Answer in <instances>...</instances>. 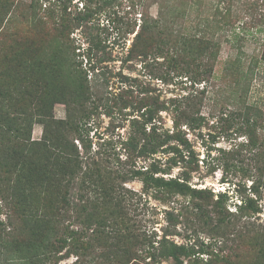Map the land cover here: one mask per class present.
<instances>
[{
  "label": "trees",
  "instance_id": "trees-1",
  "mask_svg": "<svg viewBox=\"0 0 264 264\" xmlns=\"http://www.w3.org/2000/svg\"><path fill=\"white\" fill-rule=\"evenodd\" d=\"M44 1L49 3L45 8L32 0L29 34L10 40L2 32L6 5L0 8V264H60L71 257L76 258L73 264H184L193 250L171 240L170 227L158 238L133 222L135 205L147 195L178 204V215L166 212L173 227L183 210H198L221 239L217 262L238 264L234 237L264 214V104L249 102L255 71L264 63V43L248 67L246 59H231L222 72L220 91H230L233 109L222 111L219 121L228 125H210L202 110L216 78L223 38L241 18L234 19L235 13L253 16L264 3L219 0L212 18L200 23L205 28L199 24L195 31L178 28L176 20L165 25L162 15L144 18L137 30L129 27L126 34H136L125 62L149 55L151 49L169 64L170 73L160 80L187 78V94L163 99L122 73L117 75L121 88L111 95V74L104 64L112 55L98 35L87 31L96 11L89 4L71 11L67 0ZM76 30L87 46L77 44ZM57 105L65 107L64 119L56 118ZM102 107L108 117L119 114L129 122L119 141L124 159L103 138L94 148L90 123ZM163 112L171 116V129L164 127ZM37 124L43 130L35 140ZM204 128L216 131L208 133L213 144L221 137L230 140V149L209 146L201 160L187 132L199 131L203 138ZM158 156L166 158L164 163ZM137 160L149 163L137 168ZM200 163L207 168L205 177L221 170L254 178L251 196H242L237 210L230 211L227 193L215 195L191 184ZM176 167L181 173L173 176ZM135 179L143 182L140 195L126 188ZM248 231L254 233L252 264H264V227Z\"/></svg>",
  "mask_w": 264,
  "mask_h": 264
},
{
  "label": "rangeland",
  "instance_id": "rangeland-1",
  "mask_svg": "<svg viewBox=\"0 0 264 264\" xmlns=\"http://www.w3.org/2000/svg\"><path fill=\"white\" fill-rule=\"evenodd\" d=\"M70 5V10H81L86 4L93 8L96 13L92 22L89 24L87 31L92 35H98L100 39L105 42L107 46V52L112 55L113 60L105 63L104 67H107V71L110 72V87L108 92L115 94L119 92L121 88V82L117 78L118 74H123L129 79L140 81L143 87L152 89L154 96L161 95L164 98H172L179 95H185L188 90L184 89L189 86L185 84L187 78L176 77L173 82H165L160 80V75H165V72L170 73L169 64L164 58H156L151 49L147 52L149 55L136 56L132 61H126L125 58L128 53V49L131 47V43L135 34H126L129 27L135 25L136 30L142 23L143 19H158L162 15V21L171 24L173 20H176V26L178 28H184L186 30L195 31L196 27L200 23H204L207 17L212 18L215 13L216 5L219 0H67ZM259 3H264V0H256ZM41 5L45 8L48 2L40 0ZM2 5H6L5 9L7 17L3 24V31L7 32V40L13 37L22 38L29 34L32 26L30 25L29 12L33 9L32 0H0V8ZM32 6V7H31ZM239 13V12H238ZM235 13L234 19L240 16L239 22L222 34L224 40L222 42L221 53L218 58L216 66V78L214 84L210 85L206 96L205 105L203 107V114L210 119V125L219 127V123L228 125L227 121H219L222 111L229 112L233 109V105L230 103V91L221 93L220 88L225 85L221 80L222 72L229 60H235L242 58L248 67L249 60L254 57L260 56L262 43H264V9L256 10L253 12V16L245 17L244 13ZM167 25V24H165ZM231 27V26H230ZM200 28H205L203 24H200ZM188 31V32H189ZM73 38L76 39L78 45L87 46L84 44V35L79 30H76L73 34ZM86 63V60H84ZM256 77L252 83L250 91L249 102L253 104H264V63H261L257 68ZM172 73V72H171ZM175 74L172 73L171 77ZM158 77V78H157ZM228 85H231L230 83ZM234 87V86H233ZM109 94V95H110ZM226 105V106H225ZM226 109V110H225ZM105 110L100 108L99 115L95 114L92 117L90 123L91 136L94 142V148H97L96 144L103 138L106 141H110L114 145L108 147L112 151V147L116 146L117 152H120L121 145L120 139L126 137L128 132V123L125 121L124 116L115 114L114 117H108ZM54 114L57 119H64L66 112L63 105H57L54 110ZM163 119L165 121L164 127L171 129L173 122L170 114L163 112ZM228 120V119H227ZM127 126H126V125ZM42 126L37 124L33 130V139L38 140L42 136ZM215 135L216 131L204 128L200 136V132H187L189 141L194 146L195 152L202 160L207 158V147L215 145L216 147L230 149L231 142L226 138L218 140V143L213 144L212 137L208 136V133ZM264 135V130L262 131ZM204 142V144H203ZM121 158L125 157L124 152ZM216 155L214 152L213 156ZM164 163L165 157L158 156ZM124 159V158H123ZM122 159V160H123ZM211 159H209L210 161ZM149 162L143 160H137L136 167L141 168L148 165ZM201 165V170L198 173H193L191 184L196 188H208L211 189L215 195L219 192L227 193L229 197L228 208L230 211L235 212L236 206L242 203V196L250 195V188L254 178L243 177L241 172H232L226 175L222 174L221 170H217L215 174L204 176L207 174L206 166ZM181 168L176 167L173 170V176L180 174ZM126 188L132 190L138 195L142 194L143 182L139 179H135L132 182L126 184ZM251 196V195H250ZM264 196V195H263ZM139 197V196H138ZM142 202L137 204L135 199V208L132 212L133 222L136 223V227L143 229L144 231L156 232L158 238L161 237L163 231L170 227L174 235L169 238L179 245H183L188 249L193 250V254L190 258L184 259V264H220L217 262V256L220 253V237L215 234L213 227L214 224H209L205 217L200 216L198 210L189 208L183 210V214L180 216L179 224L171 226L167 220V211H171L174 215H178L181 211L177 203L166 205L157 201L152 195L142 197ZM177 201L182 202L184 199L178 197ZM264 204V199L262 200ZM259 218H254L248 221L247 228H241L242 234L238 233L234 237L232 242L233 248L237 249V255L234 256V261L238 264L245 263L252 264L256 259L252 255L251 242L253 239V227L256 229H262L264 227V214H259ZM255 224V226H254ZM243 227V225H242ZM247 229V230H246ZM243 239V240H242ZM242 240V241H241ZM231 246V243L228 245ZM206 251V252H204ZM229 253V252H228ZM76 260L75 257L65 259L60 264H73ZM255 262V261H254ZM160 264H174L172 261L162 262ZM223 264V263H222Z\"/></svg>",
  "mask_w": 264,
  "mask_h": 264
}]
</instances>
